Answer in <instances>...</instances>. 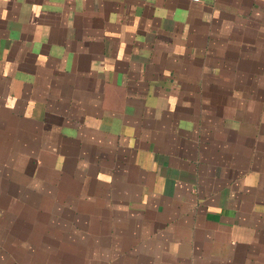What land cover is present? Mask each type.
Wrapping results in <instances>:
<instances>
[{
    "label": "crops",
    "instance_id": "1",
    "mask_svg": "<svg viewBox=\"0 0 264 264\" xmlns=\"http://www.w3.org/2000/svg\"><path fill=\"white\" fill-rule=\"evenodd\" d=\"M0 264H264V0H0Z\"/></svg>",
    "mask_w": 264,
    "mask_h": 264
},
{
    "label": "built area",
    "instance_id": "2",
    "mask_svg": "<svg viewBox=\"0 0 264 264\" xmlns=\"http://www.w3.org/2000/svg\"><path fill=\"white\" fill-rule=\"evenodd\" d=\"M194 1H198V0H194Z\"/></svg>",
    "mask_w": 264,
    "mask_h": 264
}]
</instances>
